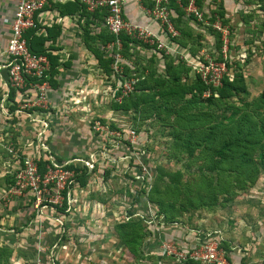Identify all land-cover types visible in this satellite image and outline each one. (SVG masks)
<instances>
[{
	"label": "rangeland",
	"instance_id": "374dc122",
	"mask_svg": "<svg viewBox=\"0 0 264 264\" xmlns=\"http://www.w3.org/2000/svg\"><path fill=\"white\" fill-rule=\"evenodd\" d=\"M229 17L225 39L188 21L177 26L176 51L139 43L151 51H120L117 72L113 52L93 51L110 61L108 73L93 75L101 89L89 87L82 103L53 105L50 90L45 106H35L30 92L27 101L14 94L11 103L0 102V264H189L200 241L216 243L226 264H264V170L242 188L233 180L231 194L214 207L184 209L177 200L169 220L148 199L172 180L183 188L190 175H208L196 160L201 147L192 141L189 156L173 144L188 133L191 115L209 113L223 125L264 91V13ZM86 72L76 67L81 86L91 84ZM196 78L206 87L201 94L187 91L178 100L167 92ZM224 78L243 92L218 99L214 90ZM248 109L256 120L264 113ZM38 158L85 167L82 184L51 171L47 185L31 192L21 162ZM253 158L263 161L260 152Z\"/></svg>",
	"mask_w": 264,
	"mask_h": 264
},
{
	"label": "built area",
	"instance_id": "2783aa9c",
	"mask_svg": "<svg viewBox=\"0 0 264 264\" xmlns=\"http://www.w3.org/2000/svg\"><path fill=\"white\" fill-rule=\"evenodd\" d=\"M64 1L66 0H17L9 26L8 40L3 51L5 62L0 66V70L5 72L4 86L6 89V95L1 99V104L5 102L8 90H13L15 94L21 95L20 99L23 101H27L25 95L30 92L32 100L36 102L35 106H45L47 103L50 84L47 75L49 61L46 54H52V52L33 53L25 39V34L35 29L34 16L36 13L49 7L52 2L61 3ZM67 1L81 6L83 11L90 15L100 16L103 29L112 39L106 45V49L113 52L111 67L113 71L117 72L122 37L148 47H154L157 51H167L164 44L147 27L130 23L124 19L123 9L126 0ZM135 2L140 6L144 17L158 27L167 40L177 39L180 36L174 24L178 17L180 23L191 21L209 28L220 38L225 39L227 30L223 23L228 22L230 18L226 6H230L232 14L240 18L252 12L256 15L264 13V8L261 10L264 7V0H135ZM239 17L238 19H240ZM199 72L201 82L205 83L204 77L201 76V70ZM47 162L46 173L42 177L37 173L36 161L35 163L31 160L21 162V174L33 193L38 194L39 187L41 186L43 189L47 185L48 178L45 175L51 171H59L72 178V172L63 169L66 164L57 167L50 160ZM62 193L64 192L62 191ZM36 201H38V197H36ZM187 260L197 264H226L225 259L221 255L219 257L218 245L212 242L205 244L204 241L196 243Z\"/></svg>",
	"mask_w": 264,
	"mask_h": 264
},
{
	"label": "trees",
	"instance_id": "16d2710c",
	"mask_svg": "<svg viewBox=\"0 0 264 264\" xmlns=\"http://www.w3.org/2000/svg\"><path fill=\"white\" fill-rule=\"evenodd\" d=\"M70 6L72 9L80 11V16L83 14L87 18L101 23L100 16L97 14L90 15L86 13L77 4H70ZM174 24L176 28L178 25H180V28L182 26L186 27L185 23H180L179 17ZM32 32L33 30H30L28 35L27 33L25 34V39L29 43L30 50L35 54H46L47 51H51V49H40L42 46L41 42H37L36 47L35 45L33 47L31 45ZM111 40V37L107 35L104 37L103 44ZM121 40L122 49L124 48L121 51H126L129 44L135 43L125 37H122ZM93 54L102 72L108 73L106 65L110 61H102L97 53L93 52ZM46 57L49 61L48 82L51 85L52 77L56 72L57 62L51 53H47ZM166 73L173 78L172 83H178L175 70L167 68ZM137 87H144V82H138ZM205 88L199 79L196 78L193 85L189 88L174 86L169 88L167 92L175 95V98L179 100L183 98L187 91L201 94ZM243 90L242 86L237 87L233 82H229L224 78L220 81V87L214 91L218 99H226L234 93L243 92ZM14 94L13 90H8L6 100L11 103ZM251 106L255 109L264 108V91L260 93L257 100L252 102L251 105H243V109L240 111L238 117L234 118L237 113V110H235V113L230 117L222 118L224 120L223 125L220 122H215L209 113L198 112L189 117V124L184 127L188 133L183 137V140L180 141V134L179 136H174L173 144L184 145L186 153L189 156L193 155L192 141L196 148H202L196 160L202 161L200 169L208 175H190L187 181H185L183 188L179 187L176 180H172L171 183L163 185V193L161 195L153 193L154 195L150 194L148 196L149 201L159 208V213L165 219L169 220L172 218L173 214L171 211L177 200L184 209L214 207L217 205L218 196L231 194L229 192L233 180L236 181L239 188L251 185L256 181L259 169L264 170V159L261 157L263 149L261 143L264 139V113H260V119L256 120L255 115L248 109ZM10 110L13 111L12 108ZM257 152H260V158L263 160L258 165L255 164L253 158ZM203 155L204 157L202 158L201 156ZM46 165H48L46 160L42 158L36 160V169L40 177L46 173ZM63 169L64 171L72 172V178L82 184L81 180L85 167L77 168L66 164ZM78 173L81 175L77 176ZM189 264L193 263L189 262Z\"/></svg>",
	"mask_w": 264,
	"mask_h": 264
},
{
	"label": "crops",
	"instance_id": "0c3cea01",
	"mask_svg": "<svg viewBox=\"0 0 264 264\" xmlns=\"http://www.w3.org/2000/svg\"><path fill=\"white\" fill-rule=\"evenodd\" d=\"M16 3L17 0H0V66L5 62L3 51L8 40L9 26ZM70 4L75 3L67 0L61 3L52 2L49 7L36 13L34 16L36 27L31 38L33 47L34 45L36 47L37 42H41L40 49H51L52 55L56 58L57 68L55 75L52 77L49 98L53 105H64L67 108V105H71L73 102L82 103L83 100L90 98V93L93 90L89 87H95L94 90H97V92L101 89V85L94 86L97 81H95L93 75L99 77L101 69L93 51L106 48V45L103 47V40L108 35L99 21L91 20L83 14L80 16V11L72 9ZM226 9L231 16L232 8L226 6ZM123 17L130 23L147 27L168 51L177 50L173 40H167L159 28L144 17L140 6L135 0H126ZM29 32H27V35ZM126 51L151 50H145L139 43H132L127 46ZM76 67L83 72L88 70L85 73L88 78L86 83L91 81V84L83 86L79 84L81 77L77 75L78 79H76ZM4 80L5 72L0 70V88L3 89L0 100L6 95ZM33 255L31 259L34 260ZM25 262L22 261L16 264H26Z\"/></svg>",
	"mask_w": 264,
	"mask_h": 264
}]
</instances>
